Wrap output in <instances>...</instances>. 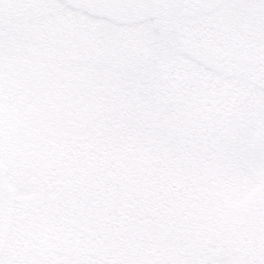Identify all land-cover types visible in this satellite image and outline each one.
Wrapping results in <instances>:
<instances>
[{
  "label": "trees",
  "instance_id": "16d2710c",
  "mask_svg": "<svg viewBox=\"0 0 264 264\" xmlns=\"http://www.w3.org/2000/svg\"><path fill=\"white\" fill-rule=\"evenodd\" d=\"M208 2L212 0H140L139 4L146 9L144 16L156 19L172 8L207 7ZM257 3L258 7L263 6ZM59 26L64 28L65 40L61 44L53 40V78L49 80L43 74L48 69L45 60L37 70L34 67L32 76L36 72L45 81H51L52 105L47 103L40 108L34 100L33 110L23 109L36 86L34 81L24 80V76H30L26 71L30 62L24 65L17 60L0 66L10 72L8 76L0 71V144L4 146H0V154L11 151L10 143L14 145L19 138L32 137L34 142L41 138L43 142L37 143L35 150H24V159L35 161L33 169L24 172H35L36 180L42 181L53 172V198L48 203L52 205L51 211L48 207L41 210L39 203L27 212L28 224L37 222V238L41 239L43 232V241L47 245L53 243V256L45 246L39 250L49 254L43 253L39 258L20 261L17 257L4 262L131 264L130 255H137L139 248L131 250L126 244L124 252L119 246L124 239L133 241L139 232L143 239L135 243L143 244L151 234H160L162 228L175 225L180 217L178 224L184 226L193 209H200L201 194H208L217 184L213 182L218 168L212 167V161L216 158L222 162L225 157L227 136L232 131L225 127L229 110L212 94L211 86L190 81L197 74L195 69L187 70L188 80L184 79L183 70L166 64L145 69L135 78L131 75L140 66L112 71L104 78L91 73L93 70L84 64L72 70L70 61L79 55L81 60L91 56L84 55L85 50L77 53L70 49L66 44V22ZM12 28L8 31L9 28L1 27V54L8 51L4 49L6 44L19 47L27 43L19 37V29ZM187 55L195 59L192 52ZM36 61H40L39 57ZM252 73L264 79V67ZM30 113L26 129L22 121ZM48 122L51 128H46ZM57 127L62 132L56 134ZM85 188L87 197L82 198ZM5 189L0 186V191ZM7 209V218L0 220V252L7 246L3 230L10 220L9 206L5 208L0 203L1 215ZM30 217L40 218L32 222ZM197 219L193 216L194 226L187 229L188 234L196 230ZM17 231L12 246L15 253H20L17 240H26L32 232L22 234L21 228ZM150 249L146 250L149 258L144 264H163L167 256L162 260L157 247Z\"/></svg>",
  "mask_w": 264,
  "mask_h": 264
},
{
  "label": "rangeland",
  "instance_id": "374dc122",
  "mask_svg": "<svg viewBox=\"0 0 264 264\" xmlns=\"http://www.w3.org/2000/svg\"><path fill=\"white\" fill-rule=\"evenodd\" d=\"M139 2L140 0H0V32L1 27L9 28L8 31L17 27L19 37L27 42L19 47L6 44L4 49L8 51L0 53V66L17 60L23 61L24 65L27 61L30 62L26 69L30 76H24V80L34 81L36 86L23 109L33 110L34 100L40 108L47 103L52 105L54 89L49 80L53 78L55 62L53 40H57V44L65 40L64 28L59 24L66 22L67 46L77 53L85 50L84 55L91 56L88 60H81L79 55L78 59L70 61L72 70L84 64L93 70H90L91 73L104 78L112 71L118 73L122 69L132 70L133 66H140V70L131 75V78H135L139 76L137 73H145V69L166 64L168 67L176 66L181 72L183 70L185 80H188L187 75L190 74L188 69L196 70L197 74L190 81L195 80L200 86H211L212 94L229 110L225 127L232 131L227 136L229 142L225 146V157L222 162V159L214 158V164H211L218 168L214 176L217 178L213 182L217 184L208 194H201L200 209H193L184 226L180 227L178 224L180 217L175 225L162 228L160 234H151L143 244L135 243V240L143 239L136 232L133 236L135 240L124 239L119 246L123 250L126 244L131 250L139 248L137 255L131 253V264H144L149 258L146 250L156 247L161 252L162 260L163 256H167L163 264H225L228 231L226 220L233 214L240 218L244 209H249L252 205L264 204V79L252 73L257 68L264 67V0H212L207 7L200 5L172 8L166 15L156 19L144 16L143 11L146 9ZM257 2L263 6L258 7ZM188 52H192L195 59L190 58ZM37 57L40 59L38 63ZM42 60L45 63L47 61L48 69H44L43 74L48 76V81L36 72L32 78L34 67L37 66V70ZM0 71L10 75L8 70L0 68ZM117 76L120 79V74ZM33 87L34 85L31 86ZM30 116L31 113L24 117L27 120L21 116L26 129L30 124ZM47 127L51 128L49 122ZM55 132L58 134L62 131L57 127ZM42 142L41 138L38 142H34L32 137L19 138L14 145L10 143L11 151L0 154V159L7 167L4 180L0 181V186L6 188L3 192L0 191V203L5 208L8 205L10 211V220L3 230L8 241L0 252V264L17 257L22 261L26 257L36 259L43 253L49 254L40 251V247L46 246L53 250V243L47 245L43 241V232L40 231L42 238H37L35 226L40 217H30L29 220L36 222L31 226L27 221V212L34 210L37 204L40 203L41 210L48 207L49 212L52 207L48 203L53 198V172L48 180L43 181L41 178L36 180L35 172H32L33 175L24 172V169H33L35 164L30 158L24 159V150L29 153ZM0 146L4 148L2 144ZM206 160L208 162V158ZM39 177H42L41 173ZM82 192L81 197H87L86 188ZM248 211L252 212L250 209ZM6 213L8 209L3 215L0 213V220L7 218ZM193 216L198 218L197 228L188 234L187 229L194 226ZM18 228L22 229V234H32L26 240H17V249L22 252L15 253L12 244L17 237ZM120 234L123 237L125 235L122 230ZM164 234L165 238L159 241L158 237L161 238ZM244 238L242 235L237 236L242 246ZM255 239L257 242L252 239L251 244L258 243L257 235ZM246 243L244 244L247 246ZM254 248L247 251L246 247H238L235 251H239L231 252L233 264H264V248L261 254L256 250V245ZM51 254L53 256V252ZM152 260L154 261L153 258Z\"/></svg>",
  "mask_w": 264,
  "mask_h": 264
},
{
  "label": "flooded vegetation",
  "instance_id": "af4514ba",
  "mask_svg": "<svg viewBox=\"0 0 264 264\" xmlns=\"http://www.w3.org/2000/svg\"><path fill=\"white\" fill-rule=\"evenodd\" d=\"M256 202L257 201H255V203ZM249 209L252 212L249 213ZM249 209H244V214H240V218H236L233 214L230 217L231 220L230 218L226 220L228 231L225 243L227 247L225 264H233V261L231 259V252L234 253L236 251H239H235V249H237L238 247H246L247 251H252L255 249L254 246L256 245V250H258L260 254L262 253V249L264 248V204L260 203L258 204V206L252 205ZM238 235H242V237H245L243 246L237 240ZM256 235L258 236V243L251 244L252 239L253 242H257L255 239ZM244 243H246L247 246ZM243 252L244 250H242V253Z\"/></svg>",
  "mask_w": 264,
  "mask_h": 264
},
{
  "label": "water",
  "instance_id": "95a60500",
  "mask_svg": "<svg viewBox=\"0 0 264 264\" xmlns=\"http://www.w3.org/2000/svg\"><path fill=\"white\" fill-rule=\"evenodd\" d=\"M5 174H6V166L0 160V179H3V177L5 176Z\"/></svg>",
  "mask_w": 264,
  "mask_h": 264
}]
</instances>
